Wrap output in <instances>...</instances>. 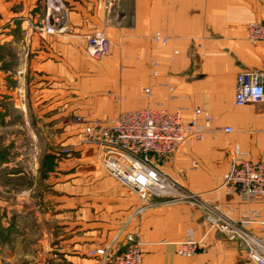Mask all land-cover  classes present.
I'll list each match as a JSON object with an SVG mask.
<instances>
[{
  "label": "crops",
  "instance_id": "crops-1",
  "mask_svg": "<svg viewBox=\"0 0 264 264\" xmlns=\"http://www.w3.org/2000/svg\"><path fill=\"white\" fill-rule=\"evenodd\" d=\"M64 2V31L48 34L46 0H0V180L9 178L0 192L17 200L0 201V210L11 239L20 233L25 258H38L32 264H112L129 235L142 243L144 264H256L206 213L216 209L240 225L257 212L260 220L244 230L264 241V200L244 202L223 184L233 154L264 163V101L235 103L238 77L264 73V41L252 44L246 32L250 22L264 25V0ZM96 31L111 42L100 61L87 53ZM156 33L168 44L156 43ZM161 103L184 108L186 122L196 108L208 111L221 133L185 144L158 165L194 199L143 207L104 171L96 137L85 131ZM20 177L31 183L19 184ZM188 234L199 243L190 258L178 253ZM98 249L108 250L106 259L89 254Z\"/></svg>",
  "mask_w": 264,
  "mask_h": 264
},
{
  "label": "built area",
  "instance_id": "built-area-1",
  "mask_svg": "<svg viewBox=\"0 0 264 264\" xmlns=\"http://www.w3.org/2000/svg\"><path fill=\"white\" fill-rule=\"evenodd\" d=\"M64 0H46L45 31L48 34L63 32L59 28V18L66 12ZM247 39L256 44L264 41V25L250 22L246 27ZM156 43L167 45L169 39L156 33ZM88 55L100 61L111 53V42L104 32L96 31L88 36ZM178 52H175L177 55ZM160 62L152 61L151 70L154 77L159 75ZM169 101L177 97L174 89L169 87ZM145 94L150 96V89ZM119 102L118 97H114ZM264 101V73L251 71L238 77L235 103L244 106ZM184 108L169 110L165 104L147 106L141 109L121 113L111 125L90 126L86 134L94 135L100 150V165L113 179L134 191L143 207H152L162 203L188 201L194 195L185 191L180 183L163 174L158 165L168 157L176 154L181 147L194 140L203 141L207 136L219 138L221 131L214 127L213 116L201 108L194 110V117L186 122ZM225 133L232 128H225ZM224 186L239 194L247 203L264 200V163L251 162L246 154H233L229 172L225 175ZM261 216L254 212L245 217L240 225L225 218L218 210L209 208L206 220L222 232L229 240H238L249 249V258L256 264H264V241L247 233L244 228L258 222ZM264 225V221L261 222ZM125 252L112 264H144L142 243L134 236L127 238ZM199 243L193 234H188L180 243L178 253L182 257L197 254ZM106 259L107 249H98L89 253Z\"/></svg>",
  "mask_w": 264,
  "mask_h": 264
},
{
  "label": "rangeland",
  "instance_id": "rangeland-1",
  "mask_svg": "<svg viewBox=\"0 0 264 264\" xmlns=\"http://www.w3.org/2000/svg\"><path fill=\"white\" fill-rule=\"evenodd\" d=\"M2 148V147H1ZM3 149V148H2ZM12 153H15L12 151ZM11 154V153H9ZM16 154L19 153H15ZM11 156H13L11 154ZM14 157V156H13ZM9 178L8 177H1L0 182H2V184L5 186L7 180ZM19 180V184L21 182L25 183V185L28 183L30 184L31 182L29 181L28 177H20V178H16ZM32 179V178H30ZM6 181V182H5ZM1 193L0 192V201H14V203H17V200L14 196L11 195L10 193L5 192ZM19 194V193H18ZM0 219L1 223H0V228L2 227H6L5 226V217H4V212L2 210H0ZM9 228L11 227L10 225L8 226ZM14 232H10L8 235L5 234V232L3 234L0 235V264H27V263H37V257L35 255H29L27 258H25L26 255V244L23 242H21L20 239V233H17L12 237L11 236ZM14 238V239H13Z\"/></svg>",
  "mask_w": 264,
  "mask_h": 264
},
{
  "label": "trees",
  "instance_id": "trees-1",
  "mask_svg": "<svg viewBox=\"0 0 264 264\" xmlns=\"http://www.w3.org/2000/svg\"><path fill=\"white\" fill-rule=\"evenodd\" d=\"M1 220L2 219H0V223H1ZM4 232L6 235H8L11 232V229L9 227H3V228L1 227L0 228V235L3 234Z\"/></svg>",
  "mask_w": 264,
  "mask_h": 264
}]
</instances>
